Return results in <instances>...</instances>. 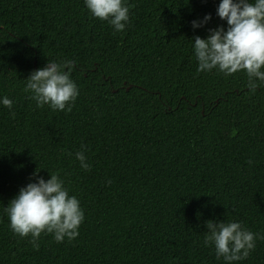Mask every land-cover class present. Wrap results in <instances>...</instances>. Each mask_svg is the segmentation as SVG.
<instances>
[{
	"label": "trees",
	"instance_id": "16d2710c",
	"mask_svg": "<svg viewBox=\"0 0 264 264\" xmlns=\"http://www.w3.org/2000/svg\"><path fill=\"white\" fill-rule=\"evenodd\" d=\"M219 2L128 0L117 33L84 0H0V96L13 101L0 105V264H225L207 221L264 234V82L252 93L243 71H197L194 37L227 28ZM48 61L73 63L70 112L24 91ZM37 169L80 201L76 239L42 233L36 249L10 230L3 208ZM233 264H264V240Z\"/></svg>",
	"mask_w": 264,
	"mask_h": 264
},
{
	"label": "clouds",
	"instance_id": "9594fccd",
	"mask_svg": "<svg viewBox=\"0 0 264 264\" xmlns=\"http://www.w3.org/2000/svg\"><path fill=\"white\" fill-rule=\"evenodd\" d=\"M84 4L94 18L107 21L114 32H123L129 23L128 0H84ZM216 15L226 21L227 28L209 29L206 38L194 37L197 71L215 69L225 76L243 71L248 77L246 87L255 93L258 82H264V0H220ZM211 19L208 14L200 21L194 20L192 28L204 27ZM72 68V61H48L24 79V91L31 93L37 107L47 105L53 111L70 112L79 96V88L71 78ZM0 105L11 110L13 101L0 96ZM74 156L82 169H90L83 151ZM39 171L33 173L34 182L22 187L3 208L10 230L22 238L31 236L30 243L36 249L42 233L52 235L57 243L76 239L85 220L80 201L69 194L59 172L45 180ZM206 227L205 246L214 247L216 257H222L225 264L247 259L256 241L264 240V234L254 233L237 221L210 220Z\"/></svg>",
	"mask_w": 264,
	"mask_h": 264
}]
</instances>
